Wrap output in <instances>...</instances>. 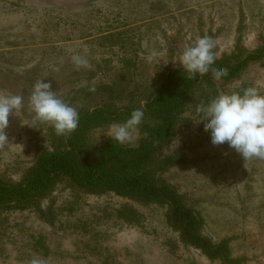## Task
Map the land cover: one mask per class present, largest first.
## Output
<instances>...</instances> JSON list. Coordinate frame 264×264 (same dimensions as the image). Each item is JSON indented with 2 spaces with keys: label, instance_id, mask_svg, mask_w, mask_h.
<instances>
[{
  "label": "rangeland",
  "instance_id": "obj_1",
  "mask_svg": "<svg viewBox=\"0 0 264 264\" xmlns=\"http://www.w3.org/2000/svg\"><path fill=\"white\" fill-rule=\"evenodd\" d=\"M215 57L259 51L238 77L197 89L162 150L174 157L160 179L202 218V234L225 241L241 264H264V159L243 160L225 143L213 146L196 108L219 94L256 88L264 95V0H0V95H20L0 145V179L18 184L37 158L63 146L47 124L34 122L29 97L50 83L78 112L143 109L159 76L181 69L183 50L199 38ZM73 56L88 67L77 68ZM215 92V93H214ZM95 129L86 150L111 141ZM138 127L123 145L136 147ZM220 264L182 243L165 206L113 193L85 192L66 180L27 206L0 210V264Z\"/></svg>",
  "mask_w": 264,
  "mask_h": 264
},
{
  "label": "trees",
  "instance_id": "obj_2",
  "mask_svg": "<svg viewBox=\"0 0 264 264\" xmlns=\"http://www.w3.org/2000/svg\"><path fill=\"white\" fill-rule=\"evenodd\" d=\"M261 57L259 51H240L215 57L212 67L226 69L228 74L219 79L227 81L238 77L248 62ZM215 79L218 78L211 70L205 75L191 76L185 70L162 73L140 109L144 117L137 127L143 138L136 147L111 140L92 153L86 150L87 136L92 131L119 121L126 122L131 113L139 109L124 106L111 111L95 106L78 112V127L67 135L65 144L41 154L21 183L9 184L0 179V210L34 203L58 181L66 180L85 192L113 193L141 203L165 206L168 226L182 243L220 264H241V260L231 256L225 241L214 243L202 234L201 216L187 206L183 195L160 179L174 159L165 156L162 150L176 137V124L187 111L190 97L197 89L212 88Z\"/></svg>",
  "mask_w": 264,
  "mask_h": 264
},
{
  "label": "clouds",
  "instance_id": "obj_3",
  "mask_svg": "<svg viewBox=\"0 0 264 264\" xmlns=\"http://www.w3.org/2000/svg\"><path fill=\"white\" fill-rule=\"evenodd\" d=\"M214 42L208 37L199 38L186 47L178 61L181 69L190 76L205 75L210 70L217 78L226 76L227 70L213 68L215 56L212 52ZM77 67H88V61L80 56L72 57ZM23 98L20 95H0V145L9 141L5 129L9 116L20 110ZM29 105L34 114V122L50 125L58 136L73 133L79 123V113L57 98L50 83L37 82L29 97ZM204 126L209 130L210 142L213 146L227 144L235 150L243 160L252 158L264 159V95L256 88H246L241 92L219 94L208 103L196 108ZM144 113L135 110L123 124L111 126L108 137L120 144L129 142L131 132L142 122ZM31 264H43L34 258Z\"/></svg>",
  "mask_w": 264,
  "mask_h": 264
}]
</instances>
